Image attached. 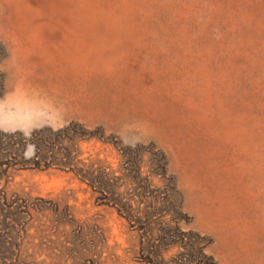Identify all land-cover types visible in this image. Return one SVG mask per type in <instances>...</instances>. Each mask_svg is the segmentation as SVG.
Returning a JSON list of instances; mask_svg holds the SVG:
<instances>
[{
    "label": "rangeland",
    "instance_id": "obj_1",
    "mask_svg": "<svg viewBox=\"0 0 264 264\" xmlns=\"http://www.w3.org/2000/svg\"><path fill=\"white\" fill-rule=\"evenodd\" d=\"M0 264H264V0H0Z\"/></svg>",
    "mask_w": 264,
    "mask_h": 264
}]
</instances>
